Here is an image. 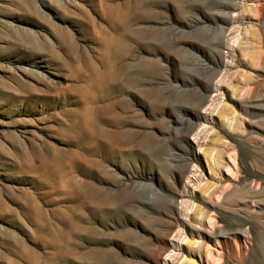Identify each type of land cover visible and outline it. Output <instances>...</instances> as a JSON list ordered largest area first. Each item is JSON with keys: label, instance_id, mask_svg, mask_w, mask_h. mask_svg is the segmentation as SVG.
<instances>
[{"label": "rangeland", "instance_id": "1", "mask_svg": "<svg viewBox=\"0 0 264 264\" xmlns=\"http://www.w3.org/2000/svg\"><path fill=\"white\" fill-rule=\"evenodd\" d=\"M0 264H264V0H0Z\"/></svg>", "mask_w": 264, "mask_h": 264}]
</instances>
